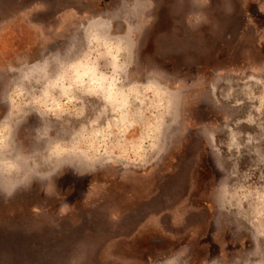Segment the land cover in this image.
Masks as SVG:
<instances>
[{
	"label": "rangeland",
	"instance_id": "1",
	"mask_svg": "<svg viewBox=\"0 0 264 264\" xmlns=\"http://www.w3.org/2000/svg\"><path fill=\"white\" fill-rule=\"evenodd\" d=\"M0 264H264V0H0Z\"/></svg>",
	"mask_w": 264,
	"mask_h": 264
},
{
	"label": "clouds",
	"instance_id": "2",
	"mask_svg": "<svg viewBox=\"0 0 264 264\" xmlns=\"http://www.w3.org/2000/svg\"><path fill=\"white\" fill-rule=\"evenodd\" d=\"M13 191H14V189H13ZM7 194H8V195H11V194H12V192H11V191H8V192H7Z\"/></svg>",
	"mask_w": 264,
	"mask_h": 264
}]
</instances>
